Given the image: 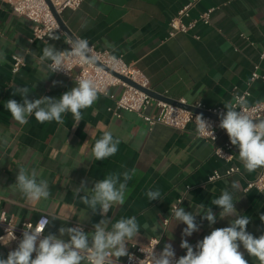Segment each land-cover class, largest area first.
<instances>
[{
    "label": "crops",
    "instance_id": "crops-1",
    "mask_svg": "<svg viewBox=\"0 0 264 264\" xmlns=\"http://www.w3.org/2000/svg\"><path fill=\"white\" fill-rule=\"evenodd\" d=\"M189 1L83 0L78 9L64 10L60 18L75 39H86L96 48L138 67L148 77L149 89L164 98L225 108L224 103L232 101L234 93L248 90V104L264 100L262 79L248 85L254 64L259 63L258 73L264 75V61L258 59L264 47V0H197L190 16L215 8L210 25L198 23L187 34L169 36L170 17ZM56 35L60 38L47 44L65 51L70 38L62 30ZM30 36L31 22L13 14L0 1V53L4 54L0 59V211L11 216L16 225L34 222L44 214L50 221L45 235L59 236L62 226L78 224L89 233L101 220H110L111 228V223L120 218L135 216L140 233L131 242L145 243L158 237L159 246L163 249L171 243L179 258L186 254V249L180 247L182 239L195 246L214 228L227 227L234 219H221L222 209L211 204L227 188L236 199L237 213L250 217L247 231L257 238L264 234V221L260 219L264 214V190H244L247 182L264 168L247 172L236 146L231 163L217 158L214 147L229 138L221 128L216 142L199 138L193 124L184 130L163 124L149 128L137 114L116 111L113 100L102 94L91 107L81 110L83 119L78 124L70 112L62 114V124L39 123L34 116L26 125L14 121L4 105L9 99L22 103L20 95H13L16 87H28V99L34 100L59 99L76 86L71 77L52 73L47 67L50 61H40L45 42H30ZM15 54L23 57L24 65L12 73ZM119 90L113 88L110 92L116 96ZM154 110L150 107L147 113ZM104 131H111L120 144L113 156L96 160L91 155L92 148ZM230 165L238 167L239 172L207 182L214 170L222 173ZM20 167L35 169L38 182L47 180L49 198L29 202L15 189ZM132 169L136 172L128 181L125 203L113 206L106 216L100 214L99 208L96 212L88 209L74 192L82 181L90 190L107 175ZM233 181L239 190L231 188ZM149 190H159L161 198L149 201ZM179 198L186 211L201 212L195 217L199 231L190 237L182 236L186 225L171 217V205ZM200 204L211 207L216 215L214 224L201 219ZM53 215L59 219L53 220ZM153 226H158L157 232L152 231ZM62 238L69 239L67 235ZM19 241L0 243V257L6 258ZM129 246L130 242L128 250ZM240 251L248 264H259L242 245Z\"/></svg>",
    "mask_w": 264,
    "mask_h": 264
},
{
    "label": "clouds",
    "instance_id": "clouds-1",
    "mask_svg": "<svg viewBox=\"0 0 264 264\" xmlns=\"http://www.w3.org/2000/svg\"><path fill=\"white\" fill-rule=\"evenodd\" d=\"M51 39H59L53 30H49ZM42 39V38H41ZM70 51H58L52 45L45 42L40 61H50L47 65L51 72L68 70L66 60L78 59L81 63L94 64L96 56L86 39H69ZM4 54L0 53V59ZM113 60L116 57H112ZM30 89L28 87H16L13 95H20L22 103L15 99H9L5 108L10 112L14 121L21 125L28 123V118L34 116L39 123L56 121L62 124V114L70 112L78 124L82 118V109L89 108L98 99L101 89L97 84L87 77H77L76 86L66 91L59 99L51 97H40L34 100L28 99ZM226 112L220 114L219 127L226 131L233 146L238 148L239 160L244 169L251 173L259 168H264V118L254 117L249 109L248 102L243 96H236L232 101L224 103ZM196 133L200 136H212L214 133L211 124L202 115L196 116ZM215 138V137H214ZM120 140L114 138L111 131H104L98 139L91 155L96 160H103L113 156L118 151ZM221 152V150H220ZM222 153V152H221ZM136 169L130 172L112 173L98 180L89 190L85 182L74 192L80 201L102 216H106L113 206H121L125 203L128 181L132 179ZM37 171L26 170L20 167L16 175L15 189L29 202H38L50 196L47 180L37 181ZM122 178V179H121ZM231 188L239 190L237 182L233 181ZM83 192L84 195L80 196ZM149 201L161 198L159 190L147 192ZM234 196L227 188L222 190L218 198H214L211 204L219 206L221 219L234 217L229 226L214 228L210 234L198 241L195 246L182 239L180 247L186 249V254L176 258L171 243H166L160 252L155 251L153 246L144 251L145 259L139 264H248L244 253L240 251L241 245L249 256L255 257L259 264H264V234L258 238L247 231L250 217L237 213ZM183 200L171 205V217L186 227L182 231L183 237H190L199 231L196 223L198 211H186L180 206ZM202 211L201 219L207 220L210 225L216 222V215L211 207L205 208L203 204L198 205ZM53 220L59 217L51 216ZM264 221V214L260 216ZM110 220H101L93 225L94 231L86 233L79 225L74 227H60L59 236L53 233L43 235L50 221L42 216L35 227L27 225L22 234L18 246L11 250L6 258L0 257V264H119L120 258L129 256V242L136 240L140 233V225L135 216L120 218L115 223ZM158 226H153L152 231L157 232ZM67 235L69 239L62 237ZM13 230H7L6 236H0V243L8 245L10 241L16 240ZM159 240L155 242V245ZM35 253V258H33Z\"/></svg>",
    "mask_w": 264,
    "mask_h": 264
},
{
    "label": "built area",
    "instance_id": "built-area-1",
    "mask_svg": "<svg viewBox=\"0 0 264 264\" xmlns=\"http://www.w3.org/2000/svg\"><path fill=\"white\" fill-rule=\"evenodd\" d=\"M0 1L7 4L13 14L23 16L31 22L30 42H49L52 40L48 36L49 30H53L55 35L61 30L56 16H60L61 13L67 9H78L83 0H48L49 3H47L46 0ZM196 1L197 0H190L170 17L168 22L169 36H173L177 33L187 34L193 30L198 23L210 25L211 13L215 8H209L198 16L191 17L190 9L195 5ZM89 46L92 49V54L96 56V62L94 64H85L81 63L78 59L70 58L65 62L68 70L52 73L71 77L75 83L77 77L91 78L101 89L100 94L106 95L113 100V107L116 111L137 114L148 124L149 128L156 124H163L176 130H184L188 124H193L196 133V116L202 115V117L211 124L215 138L210 135L200 136L197 133L196 135L201 139L211 142H216L218 140L220 121L211 115L220 117L221 113L226 112V108L222 106L207 108L199 102L190 105L208 113L201 114L189 111L183 107L161 99H154L145 92L146 89H149V79L138 67L134 64L126 63L120 56H115L107 50L98 49L92 44H89ZM70 50L71 45H69L65 51ZM113 56L116 57L115 60L112 59ZM258 59L259 61H264V47L260 50ZM23 65L24 59L22 56L17 54L12 56V73L18 72ZM258 69L259 63L254 64L248 85L259 78L264 81V75H260ZM120 77L126 78L135 85L123 81ZM113 88L120 89L116 96L110 92ZM248 95V90L236 92L233 94L232 100L236 96H243L246 98ZM178 102L181 104H187L182 99ZM248 106L254 117L264 118V100L248 104ZM150 107H153L155 110L152 113H147V109ZM115 114L116 116H119L118 112ZM233 148L234 147L228 138L222 143L217 144L213 149V153L220 160L226 163H231L234 159ZM237 172H239V168L232 165L222 173L214 170L207 177V182H213ZM250 189H256L260 192L264 190V169H262L254 179L247 182L244 190L247 191ZM179 200H181V198L177 199L175 203ZM42 216L48 218V216L42 214L34 222L24 221L20 225H16L11 216H8L4 211H0V236H6L7 230L9 232L13 230L17 239L12 241L21 240L25 227L29 224L35 227ZM167 221L168 219H165L163 224L166 225ZM77 225L78 224H75L74 226ZM81 227L84 230V227ZM43 235H45V230ZM158 240L160 243V238L158 237L149 238L145 243L130 242L128 251L132 259H130L129 256H125L119 264H139V261L145 259L146 255L141 249L148 251L153 246H156L155 251L157 253L162 251L163 249L159 246V243L155 245V242ZM176 258L178 259L177 255Z\"/></svg>",
    "mask_w": 264,
    "mask_h": 264
},
{
    "label": "water",
    "instance_id": "water-1",
    "mask_svg": "<svg viewBox=\"0 0 264 264\" xmlns=\"http://www.w3.org/2000/svg\"><path fill=\"white\" fill-rule=\"evenodd\" d=\"M47 3L48 0H46ZM56 19H57V22H58V25L60 27V29L71 39H75L74 36L71 34V32L68 30V28L64 25V23L62 22L60 16H56ZM123 81L129 83V84H132V85H135L133 84L132 82H130L129 80H127L126 78L124 77H120ZM145 92L150 95L152 98H155V99H161V100H164V101H167L169 103H172V104H175V105H178L180 107H183L184 109H187L189 111H192V112H195V113H201V114H208L207 112L203 111V110H199L197 108H194L192 106H190L189 104H181L179 103L178 101H175V100H170V99H167V98H164L163 96H160L159 94H157L156 92L152 91L151 89H146ZM213 116L215 119L219 120L220 121V117L219 116H214V115H211Z\"/></svg>",
    "mask_w": 264,
    "mask_h": 264
}]
</instances>
